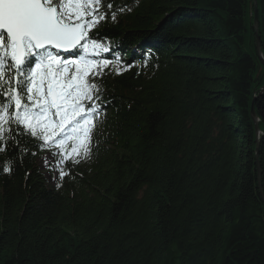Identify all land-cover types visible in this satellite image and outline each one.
<instances>
[{
	"label": "trees",
	"instance_id": "obj_1",
	"mask_svg": "<svg viewBox=\"0 0 264 264\" xmlns=\"http://www.w3.org/2000/svg\"><path fill=\"white\" fill-rule=\"evenodd\" d=\"M255 4L264 61V0ZM100 7L106 19L90 34L110 51L95 59L112 63L95 77L103 99L91 156L62 165L69 174L47 187V146L13 126L21 147L9 139L0 152V264H264L253 0Z\"/></svg>",
	"mask_w": 264,
	"mask_h": 264
},
{
	"label": "snow or ice",
	"instance_id": "obj_2",
	"mask_svg": "<svg viewBox=\"0 0 264 264\" xmlns=\"http://www.w3.org/2000/svg\"><path fill=\"white\" fill-rule=\"evenodd\" d=\"M102 3L0 0V152L7 150L9 139L14 150L21 147L15 126L20 136L42 141L41 147L52 143L60 149L53 157H59L55 167L61 179L69 174L62 165L90 158L102 110L103 85L95 77L112 62L95 57L110 48L90 34L106 19ZM116 63H122L120 57ZM12 163L6 161L2 171L10 174Z\"/></svg>",
	"mask_w": 264,
	"mask_h": 264
},
{
	"label": "rangeland",
	"instance_id": "obj_3",
	"mask_svg": "<svg viewBox=\"0 0 264 264\" xmlns=\"http://www.w3.org/2000/svg\"><path fill=\"white\" fill-rule=\"evenodd\" d=\"M252 27H253V25H252ZM260 57H261V55H260ZM260 57H259V60H260ZM261 59H262V57H261ZM262 61H263V59H262ZM254 100H255V98L253 99V101ZM252 105H253V102H252ZM69 144H71V142H69ZM48 146L50 149H48L44 154H42L39 157L38 167H39L40 171L42 172V174L44 175L46 182H47V185L51 188H55L56 181H57L56 179L59 177V175H58V169L59 168L55 167V161L59 157L54 158L53 153L54 152H56V153L60 152V149L56 148L55 145L52 143H49ZM69 150H70V148H69Z\"/></svg>",
	"mask_w": 264,
	"mask_h": 264
},
{
	"label": "water",
	"instance_id": "obj_4",
	"mask_svg": "<svg viewBox=\"0 0 264 264\" xmlns=\"http://www.w3.org/2000/svg\"><path fill=\"white\" fill-rule=\"evenodd\" d=\"M253 30H254V35H255V49H256V52L258 54V56L260 57V45H259V37H258V22H257V17H256V4H255V0H253ZM260 61H261V64L264 66V61H262L261 57H260ZM264 93V88H262L261 90V94ZM250 115H251V118L252 120L254 121V126H255V132L256 134L258 135V128H257V125H256V116H255V113H254V110H253V105L251 106V110H250ZM258 154H259V141L256 140V145H255V165H256V174H257V180H258V186L260 185V165H259V161H258ZM259 190H260V186H259ZM260 197L261 199L263 200V197H262V194L260 192Z\"/></svg>",
	"mask_w": 264,
	"mask_h": 264
},
{
	"label": "bare ground",
	"instance_id": "obj_5",
	"mask_svg": "<svg viewBox=\"0 0 264 264\" xmlns=\"http://www.w3.org/2000/svg\"><path fill=\"white\" fill-rule=\"evenodd\" d=\"M255 125V124H254ZM259 134H260V132L258 131V135L256 134V136H255V138H256V140H259ZM56 180H58V178L56 179ZM47 183V182H46ZM47 185V184H46ZM47 187H49L48 185H47ZM51 188V187H50Z\"/></svg>",
	"mask_w": 264,
	"mask_h": 264
}]
</instances>
